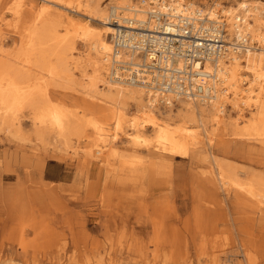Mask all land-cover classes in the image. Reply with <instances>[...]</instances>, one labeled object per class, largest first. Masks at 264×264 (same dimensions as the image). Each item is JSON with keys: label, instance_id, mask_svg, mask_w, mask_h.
<instances>
[{"label": "rangeland", "instance_id": "374dc122", "mask_svg": "<svg viewBox=\"0 0 264 264\" xmlns=\"http://www.w3.org/2000/svg\"><path fill=\"white\" fill-rule=\"evenodd\" d=\"M31 1L35 6L44 4ZM84 1L51 4L44 20L71 28V21L87 20L102 29L97 19L79 9ZM109 1L99 0V5L108 8ZM190 1L204 8L217 1V9L237 3ZM257 1L264 7V0ZM13 8L9 0H0V16L7 23L0 26V56H12L19 45ZM55 9L65 10L71 18L60 17ZM70 37L74 60L87 65L83 40L77 33ZM69 71V78L46 80L49 96L72 118L82 113L93 116L94 108L82 100L89 94L91 69L88 66L83 74ZM240 74L250 76L244 69ZM180 109L179 102L172 106L171 123L179 122L175 116ZM124 110L127 117L133 115L134 102L127 101ZM15 114L19 123H10L9 117L0 122V264H264V215L252 203L240 202L233 187L211 185L210 158L202 154L207 149L240 181L254 173L264 178V144L230 134L228 115L234 113L227 103L226 127L221 126L214 141L172 159L142 147L137 154L144 158L134 165L124 134L128 127L123 125L117 155H128V166L121 165L116 155L108 163L89 156L87 140L76 128L65 134L48 133L41 142L34 135L28 107ZM244 115L248 116L247 110ZM211 128L209 122L205 130L198 128L200 138ZM144 129L151 134L150 126ZM161 160L171 164L164 168ZM34 163H42L41 172Z\"/></svg>", "mask_w": 264, "mask_h": 264}, {"label": "bare ground", "instance_id": "6f19581e", "mask_svg": "<svg viewBox=\"0 0 264 264\" xmlns=\"http://www.w3.org/2000/svg\"><path fill=\"white\" fill-rule=\"evenodd\" d=\"M70 1L43 0L44 4L35 6L31 0H9L14 7L11 14L16 19L13 29L18 34L19 45L12 56H0L1 123L7 117L11 119L10 123H14L13 120L19 123L15 113L27 106L33 114L36 139L44 142L48 133L58 131L65 134L76 128L87 140L86 153L102 163H108L110 156H118V132L128 127L124 134L131 150L130 160L135 165L144 158L137 154L142 147L153 155L172 159L188 155L200 144L210 145L221 126L226 127L223 118L227 103L234 113L233 117L228 115L232 119L230 134L247 136L264 144V7L257 3L259 1L237 0L233 6L219 8L227 33L224 52L207 57L204 68L210 77L203 81L204 96L179 100L170 94L162 96L154 88L155 76L145 74L139 68L141 60L135 52L121 51L111 55L110 34L114 32L116 22L129 24L131 18L146 17L141 0H110L108 8L99 5V0H85L79 9L88 17L97 19L103 25L102 29L90 25L87 20L83 23L71 21L74 24H71L72 28L64 23L52 24L48 18L44 20V13L52 7L51 4H69ZM160 2L177 10H181L182 3L188 2L189 12L193 14L199 8L196 7L199 4L195 5L190 0ZM217 4L213 1L210 7L202 10L213 22L220 20ZM55 10L60 17L71 18L65 10ZM4 18L1 14L0 26L7 24ZM196 19L200 20V17ZM71 31L78 34L88 50L87 65H80L72 56L75 47L70 36L75 34ZM2 51L0 48V54ZM116 61L118 63H114ZM88 66L91 69L86 85L89 94L82 100L93 107L95 113L89 117L82 113L72 118L71 112L49 96L47 81L69 78V70L73 69L83 74ZM242 69L250 76L242 78ZM132 76L136 79L133 80ZM127 101L135 104L134 114L128 117L124 110ZM177 102L181 105L175 116L179 122L173 124L170 112ZM165 110L169 112L165 114ZM245 110L248 116L244 115ZM110 121L112 131L108 127ZM206 122L212 128L204 132L205 139H202L198 128L204 129ZM145 125L151 127V134L145 131ZM203 151L202 154L210 158L208 172L212 176L209 179L211 185L218 184L226 190L233 187L240 202L252 203L263 216L264 178L254 173L250 179L240 181L228 165L210 155L207 149ZM118 157L121 165L128 166V155ZM160 162H164L161 165L164 168L171 164L168 160ZM34 166H38L41 172L42 163H34Z\"/></svg>", "mask_w": 264, "mask_h": 264}, {"label": "built area", "instance_id": "2783aa9c", "mask_svg": "<svg viewBox=\"0 0 264 264\" xmlns=\"http://www.w3.org/2000/svg\"><path fill=\"white\" fill-rule=\"evenodd\" d=\"M141 2L138 4L145 6L144 19L131 18L129 24L116 22L110 34L111 55L135 52L141 60L139 68L155 76L154 88L162 96L170 94L176 100L203 97V81L210 77L204 68L207 57L224 52L227 45L222 11L218 10L220 20L213 22L200 5L193 14L188 2L182 3L181 10L161 5L160 0Z\"/></svg>", "mask_w": 264, "mask_h": 264}]
</instances>
